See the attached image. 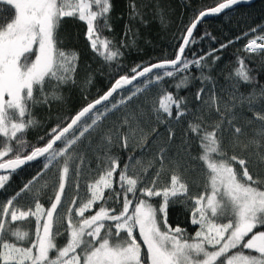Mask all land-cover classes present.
<instances>
[{
    "label": "snow or ice",
    "instance_id": "6c2138e0",
    "mask_svg": "<svg viewBox=\"0 0 264 264\" xmlns=\"http://www.w3.org/2000/svg\"><path fill=\"white\" fill-rule=\"evenodd\" d=\"M241 2L221 0L215 7L201 11L187 28L174 59L133 67L132 76H120L102 96L62 121L63 126L53 127L42 146H35L26 139L27 130L38 123L32 115L33 107L61 100L59 86L75 83L79 53L58 46L63 18L76 17L86 24L90 48L104 62L112 63L123 55L113 41L101 35L104 29L111 30L108 23L111 0H0V8L8 5L12 10V18L0 22V190L6 191L5 185L16 169L44 158L42 170L0 203V264H264V179L254 178L244 167L245 160L229 156L222 146L225 120L215 85L209 89L202 106L207 107L209 116L215 110L220 119L212 123L189 122L187 129L201 149L194 157L204 168L205 184L199 194H190L188 184L175 172L166 184L161 182L164 148L156 154L158 166L154 161L145 164L132 156L121 166L120 157L110 152L113 138L106 133L101 138L105 144L103 155L96 153L95 169L90 161L86 163L84 152L79 150L80 143L90 142L91 135L110 114L119 112L127 113L116 128L122 146L127 148L129 138L135 139L138 134L145 140L148 133L139 122L135 126L130 123V118L136 121V116L128 111L129 102L151 91L150 86H159L166 77L185 73L175 85L179 89L186 86L187 73L195 66L201 69L202 81L211 82V76L203 74L205 57L189 59L184 56L185 48L205 16L219 14ZM132 9L133 15H138L134 4ZM244 51L264 53V35L249 39ZM233 75L243 83L251 82L243 58L238 59ZM141 77L144 79L140 80ZM135 80L140 82L134 84ZM204 91L203 87L198 90L197 100ZM260 95L264 97V91ZM241 99L251 101L253 97L249 94ZM182 104L183 98H175L161 89L151 110L158 123L168 124L173 119V107L177 122L186 115L188 109L186 105L182 108ZM235 118L233 114L227 120L229 127H234ZM198 119L203 121V116ZM125 125L127 132H120ZM167 131L171 139V125ZM234 132L241 133V128L234 127ZM231 142L236 143L237 138L233 137ZM25 152L28 154L23 155ZM4 157L10 158L5 161ZM233 162L240 165L241 171H237ZM136 165H140L139 170ZM153 167L156 171L149 176ZM49 168L58 170L59 178L45 207L40 195L48 187L47 182L35 193L31 189ZM85 170L89 174L95 172V176L84 181L85 194L81 195V176ZM70 172L76 194L69 198L65 197V188ZM26 192L33 201L27 206L18 202ZM155 197L161 199L154 204ZM178 197L191 201V223L199 226L192 237L184 229L168 224L169 203H175L174 198ZM30 218L34 228L12 227L17 221ZM137 231L146 251L137 239ZM61 236L65 240L58 244Z\"/></svg>",
    "mask_w": 264,
    "mask_h": 264
},
{
    "label": "trees",
    "instance_id": "16d2710c",
    "mask_svg": "<svg viewBox=\"0 0 264 264\" xmlns=\"http://www.w3.org/2000/svg\"><path fill=\"white\" fill-rule=\"evenodd\" d=\"M219 2L221 0H111L112 7L108 15L111 30L106 28L101 35L113 41L115 47L123 53L112 63L104 62L91 50L86 38L87 26L83 21L76 17H64L58 31V38L61 41L58 46L64 50H74L79 53L75 83L69 82L59 86L57 91L62 96L61 100H50L48 104L40 103L33 107L32 115L38 123L27 130L26 139L29 144L42 146L53 127L74 116L86 104L102 96L120 76H132L133 67L174 59L182 44V37L194 19L201 11L215 7ZM133 4L138 12L136 16L133 15ZM11 18L10 6L4 5L0 8V22ZM253 29L257 31L253 32ZM258 34L264 35V0H259L250 6L237 7L220 17L202 22L184 56L189 59L205 57L202 61V64L206 65L203 74L211 76V82L202 81L201 69L192 66L187 73L189 78L185 82L186 86H181L179 89L175 86L185 73L166 77L159 86H150L151 91L141 94L138 100L134 98V101H130L131 107L128 109L136 116V121L130 118V123L135 126L138 121L140 127L148 133L146 139L142 141L138 134L135 139L129 138L128 147L124 148L116 128L122 123V117L127 113L110 114L98 131L91 135L90 142L80 143L79 150L84 152L86 163L90 161L91 168L95 169L96 153L99 151L103 155L105 144L101 138L106 133L113 138L110 152L120 157L121 166L128 156H132L133 159L140 158L145 164L151 160L158 166L160 161L156 159V154L164 148L166 159L164 160L165 168L161 173V182L166 184L175 172L188 184L190 194H199L203 191L205 184L204 168L194 157L199 155L201 149L196 138L191 132H187V129L189 122L212 123L220 119V114L215 110H212L209 116L207 107L202 106V101L206 99L209 89L215 85L217 102L225 120L222 126L224 132L222 146L226 148L229 156L236 155L238 159H244V167L248 168L254 178L264 179V119H261L264 117V97L260 95L261 91H264V53L244 51L249 39ZM210 52L211 55H209ZM239 58L244 59V64L248 68L250 83H243L233 75L238 67ZM202 87L205 91L201 93V99L197 100L196 94ZM161 89L173 94L175 98L184 99L185 104L181 107L186 105L188 111L178 122L174 119L175 107H173V119L169 120L168 124L156 121L151 108L156 103ZM45 90H49L48 83L45 84ZM249 94L253 97L251 101L241 99V97L247 98ZM233 114L236 118L232 120V125L241 128L239 134L234 132V127H229L227 124V120ZM201 116L203 121L198 119ZM169 125L172 128L171 139L167 131ZM153 127L155 132H152ZM110 129L111 132H109ZM127 130V125L120 128V132H127ZM186 133L187 142H185ZM41 137H44V140H41ZM233 137L237 138L234 144L231 142ZM27 154V152L23 153V155ZM12 155H15V151ZM9 158L4 157V160ZM43 160L44 158H41L15 171L5 185L6 191L0 190V203L5 196L14 194L32 180L42 170ZM233 165L238 172L241 171L238 163L233 162ZM136 167L139 170L140 165ZM155 171V167L151 168L148 175L151 176ZM94 176L95 172L89 174L85 170L84 175L81 176V195L85 194L84 181ZM58 178L59 171L49 168L32 185L31 191L35 193L42 184L47 182L48 187L40 195V202L45 207L50 203L48 198L54 194L53 189L58 184ZM75 194L70 172L65 197L70 198ZM160 199V197L152 198V202L155 204ZM174 199L176 202L170 201L168 207V224L173 228L178 226L184 229L188 237L194 236L199 226L191 223V201H185L179 197ZM18 202L27 206L33 201L31 195L26 192ZM63 203L64 198H62L61 206ZM90 214L86 213V215ZM18 225L22 229H31L34 228V221L31 218L28 221H17L12 227L15 228ZM135 234L140 242L138 232ZM64 240L65 236H61L57 243L62 244ZM142 249L146 251L145 247Z\"/></svg>",
    "mask_w": 264,
    "mask_h": 264
},
{
    "label": "water",
    "instance_id": "95a60500",
    "mask_svg": "<svg viewBox=\"0 0 264 264\" xmlns=\"http://www.w3.org/2000/svg\"><path fill=\"white\" fill-rule=\"evenodd\" d=\"M257 1H259V0H242L241 3L236 4V5H233L232 8H230V9H225L223 12H221V13H219V14H210V15H208V16H205V17L200 21V23L197 24V27L193 30V37H192V38H189V39H190V44H191V42H192V39L194 38V35H195L197 29H198L199 26L202 24V22L207 21V20H210V19H214V18H217V17H220V16H222L223 14H225V13H227V12H229V11L234 10V9L237 8V7L253 5V4H255ZM190 44H189V46H190ZM189 46H187V47L185 48V53H184V55L186 54V52H187ZM154 71H159V70H154ZM143 79H144L143 77L140 78V80H143ZM140 80H135V81H133V83L136 84V83L139 82ZM127 87L130 88V87H132V86H131V85H128ZM114 95H115V94H114ZM98 107H99V106H98ZM58 143H59V142H58ZM41 158H43V157H40V158H38V159L35 160V161H30V162H28L27 164H25V165L21 166L20 168L16 169V171L19 170V169H21L22 167H24V166L30 164V163H34V162L39 161Z\"/></svg>",
    "mask_w": 264,
    "mask_h": 264
},
{
    "label": "rangeland",
    "instance_id": "374dc122",
    "mask_svg": "<svg viewBox=\"0 0 264 264\" xmlns=\"http://www.w3.org/2000/svg\"><path fill=\"white\" fill-rule=\"evenodd\" d=\"M137 232H138V231H137ZM140 242H141L142 248H143V247L146 248V246H144V245L142 244V240H141V238H140Z\"/></svg>",
    "mask_w": 264,
    "mask_h": 264
}]
</instances>
